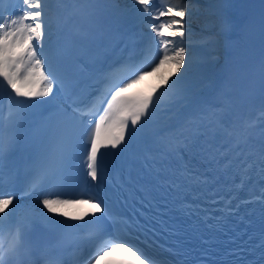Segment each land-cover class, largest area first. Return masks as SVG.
<instances>
[{
	"label": "snow or ice",
	"instance_id": "obj_1",
	"mask_svg": "<svg viewBox=\"0 0 264 264\" xmlns=\"http://www.w3.org/2000/svg\"><path fill=\"white\" fill-rule=\"evenodd\" d=\"M18 2L23 8L10 11L13 0H0V264H38L33 259V246L26 243V237L36 225H44L57 235L58 239L52 246L54 249L64 247V239L69 235L74 237L71 246L77 250L81 242L93 244L95 253L88 264H99L117 248L129 253L120 264H167L165 260L150 256L141 248L120 239L119 224L127 226L126 222L113 221L103 201L95 197L63 199L58 192L69 187L77 178L82 130H88L82 165L86 178L93 183H98L109 167L104 159V149H111L113 156L121 157L120 167L124 170L131 169L137 160L145 168L153 164L155 157L151 151L138 156L135 145L149 142L147 135L141 137L138 134L146 128L160 105H173L188 91L189 53L184 46L189 34L187 0H176L175 3L159 0V4L157 0H130L129 13L139 23L147 25L150 33L146 37L150 42L148 50L154 48L156 52L139 61L129 58L104 76L105 89L98 103L107 107H98L96 102L85 104L83 90L76 89L79 73L70 71V67L81 64L83 67L79 72L82 73L88 66L85 63L88 44L98 30L103 10L109 6L108 0ZM57 20L69 34L65 47L59 53L46 51L45 48V40L51 42L52 27ZM166 63L174 65L176 71L164 81L162 88L148 95H124L132 84ZM260 90L264 96V59L261 61ZM4 99L8 105L7 113L2 103ZM49 100L55 106L52 117L55 126L47 144L26 165L20 193H4V183L17 179L5 163L6 145L10 146L15 141L11 130L22 113ZM81 105L87 108V113L83 112ZM217 115L212 113L213 117ZM89 116L92 118L89 119ZM207 123L209 127L219 125L215 119ZM163 132L164 129H160L156 134L164 138ZM227 134L233 136L231 132ZM261 135L264 136V132ZM164 139L165 155L176 162L175 169L171 170L174 178L169 187L180 188L181 179L185 181V186L200 187L214 182L212 177L198 173L194 164L198 157L220 164L229 152L234 155L221 167L226 170L235 165L241 185L254 169H258L259 175L264 177V142L258 152H245L240 145L247 142L246 137L236 139L235 147L227 151L211 145L198 147L195 138L184 132ZM112 163L115 164V161ZM112 183L124 187L127 182L113 177ZM261 199H264V193H261ZM75 205H90L91 210L71 216L62 211ZM228 207H231L230 201ZM57 216L74 222L57 219ZM261 247L264 249V244ZM174 255L180 257L185 254L177 250ZM45 264H65V261L53 254L46 258ZM176 264L188 262L178 259ZM257 264H264V251Z\"/></svg>",
	"mask_w": 264,
	"mask_h": 264
},
{
	"label": "bare ground",
	"instance_id": "obj_2",
	"mask_svg": "<svg viewBox=\"0 0 264 264\" xmlns=\"http://www.w3.org/2000/svg\"><path fill=\"white\" fill-rule=\"evenodd\" d=\"M126 1L130 2V0H118L119 7L121 9L126 10V8H124L126 5L125 3ZM214 1L215 0H209V1L197 0L199 5L204 7L202 11L197 12L194 10L191 11L189 10L190 14L189 16L186 17L189 26V34L185 39L184 46L185 47L190 46L194 41H201L203 43H200V45L196 46V52L199 47L205 45L207 46L209 53H211V55H209L206 60H202L201 58L200 62L202 64H198L192 61V56H190L189 54L190 68H189V72L186 74V82L189 85L188 91L186 92L183 98L178 97L177 102L175 104L168 105L166 103H162L160 105V107L157 109V114L154 117L155 121L158 122L160 126L171 125L176 121H178L180 118L190 114L191 111H194L196 109L197 104L201 101V94L204 92L205 86L206 84L209 83V79L212 76V72L214 70L213 68H215L213 67L210 70V68L206 65L207 63L205 61L220 59L219 58L220 54L218 53L217 49L215 50L214 48L216 46L215 42L219 38V34L217 31H215L213 25L214 16L212 14L211 4H213ZM231 1H236V0H231ZM171 2L175 3L176 0H171ZM15 10L16 7L13 9V11ZM209 41H211L212 43L209 44ZM216 62L213 64V66H215ZM171 70L176 71L174 65L170 63L161 65L157 71L150 72L148 75L144 76L143 79L138 81L139 83L138 89L144 95L153 93V90H156L155 83L158 82L159 79L163 78V76H165V74H167ZM50 102L51 101L49 100L47 103L40 104L38 107L21 114V116L19 117V122L15 124L13 129L11 130L15 136V140H19L18 142L22 141L21 139H22L23 129L25 127V124L30 119L29 115L32 112H37L39 107L46 106ZM2 103L4 108H6V113H7L8 105L6 99H4ZM14 144L15 143H13L10 146L6 145L5 149L7 151L11 150L12 148H14ZM61 198L78 199L76 197H67V196H61ZM20 202L23 203V201ZM77 206L78 205L68 206L63 208L62 211H67L71 216L74 215ZM46 231H47V227H45L44 225H36L34 229L31 231V233L26 237V243L32 245L33 240L39 238Z\"/></svg>",
	"mask_w": 264,
	"mask_h": 264
},
{
	"label": "rangeland",
	"instance_id": "obj_3",
	"mask_svg": "<svg viewBox=\"0 0 264 264\" xmlns=\"http://www.w3.org/2000/svg\"><path fill=\"white\" fill-rule=\"evenodd\" d=\"M205 1H209V0H205ZM187 2H188V7H189V10L190 11L191 10H194V11L200 12L204 8L203 6H200L199 5V3L197 2V0H187ZM125 3H126L127 6L125 5L124 8H126V10L129 12L130 2H127L126 1ZM200 43H203V42H201V41H194L190 46H186L187 49L189 48L188 49V53L190 54V56H192V61L195 62V63H198V64H202L200 62V58L196 55V46L197 45H200ZM214 48H215V50L217 49L216 46ZM189 51H191V52H189ZM215 61L216 60L214 59V60L205 61V62L207 63L206 65L209 68H211V67H213L212 65L214 64ZM173 72H175V71L174 70L169 71L167 74H165V76H163V78L159 79L158 82L164 81V79L166 78V76L169 75V74H172Z\"/></svg>",
	"mask_w": 264,
	"mask_h": 264
}]
</instances>
